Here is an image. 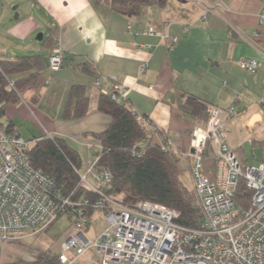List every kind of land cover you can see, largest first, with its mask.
Wrapping results in <instances>:
<instances>
[{
  "label": "crops",
  "instance_id": "obj_1",
  "mask_svg": "<svg viewBox=\"0 0 264 264\" xmlns=\"http://www.w3.org/2000/svg\"><path fill=\"white\" fill-rule=\"evenodd\" d=\"M28 2L33 10L17 14L16 22L5 31L0 53L12 57L33 51L31 37L43 29L47 38L56 35L64 62L59 70L50 71L48 41L34 48L45 51L36 53L45 62L37 72L41 85L24 90L19 102L6 105L3 124L12 122L19 134L15 121H30L38 134L33 139L59 137L80 153V147L91 148L92 135L110 123V117L97 110V101L102 89L109 90L108 78L115 77L127 91L125 104L155 130L151 143L171 142L169 148L179 155L191 185L185 153L191 130L203 120L192 114L189 97L209 106L234 105L239 115L229 123V147L240 163L249 164L247 150L253 164L262 159L264 24H259V15L263 0H215L222 10L213 9L206 20L202 19L201 8L188 6L186 0H169L164 7L145 5L135 16L113 12L109 0ZM7 9L3 4L0 15ZM149 27L154 32H149ZM163 35L176 41L171 44ZM241 58L256 59L260 67L249 72L239 66ZM85 62L90 69L82 68ZM143 65L145 69L140 71ZM72 85L85 88L88 111L67 120L63 111ZM255 150H260L261 157L257 158Z\"/></svg>",
  "mask_w": 264,
  "mask_h": 264
},
{
  "label": "built area",
  "instance_id": "obj_2",
  "mask_svg": "<svg viewBox=\"0 0 264 264\" xmlns=\"http://www.w3.org/2000/svg\"><path fill=\"white\" fill-rule=\"evenodd\" d=\"M195 4L201 8L203 20L213 9L222 10L215 0H199ZM259 24H264V0ZM149 32H154V28L149 27ZM163 37L171 44L176 41L175 37ZM63 62L64 53L55 44L48 54L47 68L57 71ZM238 63L249 72L260 67V62L252 58H241ZM144 69L145 65L140 67V71ZM108 82L109 90L102 89L101 93L125 103L126 89L115 77H109ZM95 84L100 85L98 79ZM133 112L140 125L152 133L150 123ZM238 115L234 105L210 106L206 121L190 132L185 155L200 211L196 227L179 224L180 212L174 208L148 200L125 206L106 195L103 191L110 187V172L99 169L96 158L85 173L77 171L80 181L95 192L96 199L71 202L55 188L52 179L31 165L25 152L29 141L0 122V239L14 233L36 234L65 216L74 228L60 245L56 256L59 264H76L79 258L92 264H264V140L261 160L253 165L240 163L227 143L229 123ZM207 144L215 158L213 179L203 172ZM170 145V141L160 142L162 149ZM240 180L251 194L247 207L234 201ZM89 209L102 212L107 226L93 241L87 233L93 214H87ZM90 248L100 255L99 261L86 256Z\"/></svg>",
  "mask_w": 264,
  "mask_h": 264
},
{
  "label": "trees",
  "instance_id": "obj_3",
  "mask_svg": "<svg viewBox=\"0 0 264 264\" xmlns=\"http://www.w3.org/2000/svg\"><path fill=\"white\" fill-rule=\"evenodd\" d=\"M169 0H109L113 12L135 16L142 6L167 5ZM56 35L48 37L50 50L56 44ZM45 62L40 54L13 55L5 57L0 53V122L5 116V107L17 103L20 94L29 88L39 87L41 80L38 71ZM83 69H90L87 62ZM89 73H93L89 70ZM97 78V76H95ZM187 102L192 114L206 121L209 105L194 97ZM97 110L110 117V123L100 133L92 137L97 143L94 156L97 167L110 172V187L104 193L125 206H133L139 200L159 203L180 212L177 222L186 227H196L200 221V211L195 203L194 194L182 181L185 168L178 154L169 147L162 149L160 143H151L155 130L150 133L143 128L136 114L125 103L112 100L101 93ZM88 111V98L82 85H72L63 111L64 119H77ZM3 124V123H2ZM6 128L13 129L12 122ZM25 150L31 165L41 170L53 180L55 188L71 202L88 199L93 202L97 195L84 185L77 174L81 165L79 153L59 137L44 136L32 140ZM166 142V141H162ZM215 158L210 144L203 152V172L214 178ZM250 191L240 180L234 195L237 205L247 207ZM92 209L87 210L90 216ZM39 264H59L57 257H42Z\"/></svg>",
  "mask_w": 264,
  "mask_h": 264
},
{
  "label": "rangeland",
  "instance_id": "obj_4",
  "mask_svg": "<svg viewBox=\"0 0 264 264\" xmlns=\"http://www.w3.org/2000/svg\"><path fill=\"white\" fill-rule=\"evenodd\" d=\"M0 0V7L3 4H7V12L0 15V46L3 44V38L5 31L10 28L11 23H15L14 20L15 14H20L22 16L26 13V10L33 6L28 2V0H17L15 2L9 0ZM188 6H196L193 0H186ZM197 7V6H196ZM39 35L43 36V39H39ZM48 38L46 32L41 29L31 37V47L33 51H27L24 54H36L40 52L45 54L43 49H34L39 47L41 44L47 42ZM18 128L20 129L19 134L26 141H29L32 144L33 136H38L35 132L34 124L32 122H19L15 121ZM93 145L91 148L83 145L80 150L81 165L79 166V172L85 173L86 168L95 161V147L97 145L95 140L91 141ZM257 158L261 157L260 150H255ZM246 159L249 164H253L254 160L251 158L250 150H247ZM188 170V166H186ZM188 172L183 174L182 181L186 186H189L190 191L194 194L193 186L189 183ZM90 180V178L88 177ZM88 238L90 241L96 239L102 232L107 228L105 222V215L100 211H95L90 217V223L88 225ZM73 224L70 219L65 216L55 219L51 224L46 228L41 230L36 234L28 233H14L12 237L6 239H0V264H39L36 262L37 259L42 257L51 258L55 256V253L58 252L61 243L66 239V237L73 230ZM86 256L90 257L93 261H99L100 255L96 252L95 248H90L86 252ZM35 261V262H34ZM76 264H92V262L79 258Z\"/></svg>",
  "mask_w": 264,
  "mask_h": 264
},
{
  "label": "water",
  "instance_id": "obj_5",
  "mask_svg": "<svg viewBox=\"0 0 264 264\" xmlns=\"http://www.w3.org/2000/svg\"><path fill=\"white\" fill-rule=\"evenodd\" d=\"M14 18H15V19L17 18V13L15 14ZM39 38H41V35H39Z\"/></svg>",
  "mask_w": 264,
  "mask_h": 264
}]
</instances>
